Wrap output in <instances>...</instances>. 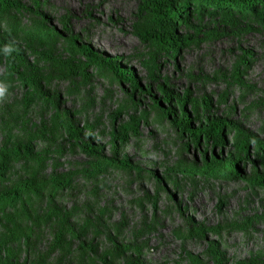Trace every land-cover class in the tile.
I'll use <instances>...</instances> for the list:
<instances>
[{"label":"rangeland","instance_id":"1","mask_svg":"<svg viewBox=\"0 0 264 264\" xmlns=\"http://www.w3.org/2000/svg\"><path fill=\"white\" fill-rule=\"evenodd\" d=\"M146 1L16 0L22 9L0 17V43L24 56L13 73L0 56V150L19 153L0 175V192L66 181L52 198L39 194L12 220L0 219V264H183L188 255L212 264L211 248L221 264H264V153L254 145H264V27L233 6L207 5L179 26L189 41L169 58L141 38ZM223 14L233 16L225 22ZM82 47L132 69L140 87L96 71ZM20 77L36 79L45 103L26 102ZM159 87L173 102L184 97L188 112L201 113L200 100L209 99L223 143L178 131L150 99L163 98ZM131 120L135 130L125 135ZM235 129L250 138L248 158L234 148ZM212 151L238 160L240 173L206 175ZM95 166L101 173L88 175Z\"/></svg>","mask_w":264,"mask_h":264},{"label":"trees","instance_id":"2","mask_svg":"<svg viewBox=\"0 0 264 264\" xmlns=\"http://www.w3.org/2000/svg\"><path fill=\"white\" fill-rule=\"evenodd\" d=\"M149 8V19L146 22V33L141 36L144 40H149L152 44L158 46L162 53L169 58H175L179 47L189 41V37L181 35L178 32V28L181 24H190L191 18L194 15L199 17L207 5H213L215 7H235L233 14H238L243 18L251 17L254 22L261 24L264 27V0H150L145 2ZM189 4L192 5V11L189 10ZM9 8H14L20 11L22 7L16 2V0H0V17L3 16L4 11ZM36 9V8H35ZM223 13L227 12L228 9L223 8ZM229 15L228 19H225V15L221 16V20L228 22L233 16ZM213 15V14H212ZM46 19V18H45ZM21 29H17L12 33L11 36L21 33ZM32 41H50L49 38H44L41 34L25 33ZM170 51V52H168ZM81 54L88 60V63H94L96 65V71L108 69L114 74L119 81H129L131 89L140 87L132 69H124L122 67L114 65L110 60H101L96 57L95 53L88 47H82L80 49ZM0 56L3 57L4 63L7 69V73H13L24 63L23 54L14 46L7 43H0ZM245 63V62H244ZM81 71V69H80ZM21 85L27 86L25 97L26 102L33 99H38L42 103L48 98L47 93H41L37 89V81L35 78L25 79L20 77ZM19 86V85H18ZM162 99L152 95L150 99L153 105L170 117L171 123L176 129L183 134L188 135L189 139L193 142H198L202 136L206 140L211 138L213 144L223 143L224 123L219 120L210 118V101L207 98L200 100L201 113L195 111L193 107L192 111H187L185 98L179 95H174L175 102L169 98L164 87H159ZM147 92V90L142 89ZM169 101L170 106L164 107L163 101ZM178 111H176V109ZM194 112L197 116L192 118L191 113ZM58 119L62 132L68 139L76 141L75 129L67 123H64L58 118V115H54L53 119ZM199 120L197 127L191 126L192 122ZM60 129V128H59ZM124 134L127 135L129 132L135 130V123L133 120L123 127ZM234 148L238 153H243L245 158H248V147L250 138L240 133L238 129L234 130ZM255 147L264 153V145H260L259 140L254 141ZM80 149L88 155H93L95 148L92 145L80 144ZM204 155V154H203ZM218 154L214 151L211 152L210 157H204L205 163V174L210 177H218V175L227 174H239L240 170L238 166V160L231 162L230 159L220 161ZM19 159V153L17 150L5 151L0 150V175L7 170L12 164L17 162ZM117 168H126L127 163L123 161H116ZM99 167L95 166L88 175H93L98 172ZM261 182L264 184V176L261 178ZM66 181L55 182L48 187L36 186L31 182H23L14 188L10 189L5 193L0 192V219L12 220L15 213L23 209L25 205H31L36 203L41 196L39 194H45V197L50 199L60 189ZM12 214V215H11ZM68 234V233H67ZM211 250V262L212 264H221L219 256L214 250ZM183 264H199L197 259L191 255H188Z\"/></svg>","mask_w":264,"mask_h":264}]
</instances>
